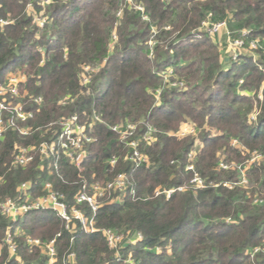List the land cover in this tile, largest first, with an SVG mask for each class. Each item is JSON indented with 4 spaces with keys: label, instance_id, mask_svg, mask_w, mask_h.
I'll return each instance as SVG.
<instances>
[{
    "label": "trees",
    "instance_id": "1",
    "mask_svg": "<svg viewBox=\"0 0 264 264\" xmlns=\"http://www.w3.org/2000/svg\"><path fill=\"white\" fill-rule=\"evenodd\" d=\"M39 16L43 26L34 22ZM207 19L225 21L232 39L246 30L245 46L258 39L257 58L239 54L225 61L226 44L197 33ZM263 49L264 0H0V82L19 70L26 76L20 90L42 98L24 104L32 111L24 123L30 133L9 129L0 138V201L16 197L27 181L31 197L45 195L50 182L70 207L83 181L127 177L123 193L100 197L97 232H85L76 220L66 228L49 209L28 211L15 223L0 212V246L7 233L16 245L14 255L0 248V264H47L45 253L25 237L54 240L53 264H263L264 253L253 259L245 254L264 240ZM82 65L99 67L87 87L79 84ZM78 93L73 102L58 103ZM71 114L86 126L92 122L82 170L61 153L45 158L39 151L55 137L59 119ZM126 122L136 124L129 139L153 128L154 142L139 143L148 166L124 158L130 148L110 127ZM183 122L196 126L202 142L196 171L217 185L191 187L185 165L193 137L169 135ZM18 147H33L26 165L14 163ZM254 151L262 158L246 170L248 185L224 186L237 180L238 171L221 169L219 162L238 165ZM157 188L174 191L166 197L156 195ZM118 195L120 201L109 202ZM76 206L91 215L86 203ZM106 229L142 238L124 240L116 257L101 232Z\"/></svg>",
    "mask_w": 264,
    "mask_h": 264
},
{
    "label": "built area",
    "instance_id": "2",
    "mask_svg": "<svg viewBox=\"0 0 264 264\" xmlns=\"http://www.w3.org/2000/svg\"><path fill=\"white\" fill-rule=\"evenodd\" d=\"M162 2H166L167 0H161ZM50 0H42L41 4L45 5L49 3ZM44 18H34V22H36L39 26H43ZM4 21H1V24H4ZM225 30L227 35H230V31L227 28V24L225 21L220 22H211L209 19L203 21L197 31L198 34L206 33V35L213 39L214 36L219 35V33ZM247 31L242 30L241 35L237 38L228 40V43L233 46L235 49L233 50L234 55L232 58H236L240 53H235L236 49L247 48L250 51L261 48L258 39L250 40L248 45L245 46L244 38L246 36ZM264 50V49H263ZM82 73L79 74V84L81 87H87L91 82V75L94 73L93 69L90 66L82 65L81 67ZM171 74V70H167V76ZM6 81L4 83L0 82V138L6 133L7 130H17L21 135H27L30 133L31 128L24 123L32 116V111L25 110L24 104L28 103H36L40 104L42 102L41 96H34L27 94V91L23 89L20 90L21 84L26 82V76L21 73L19 70L10 71L6 74ZM173 86H176L175 83H172ZM179 87H182L179 84ZM160 93L159 91H157ZM81 93V92H79ZM77 94L70 95L65 94L60 100L59 104L66 105L67 103H71L75 100ZM158 98V95H157ZM79 116L77 114H71L67 117L60 118L58 121V130L56 131L55 137L48 143H41L39 146L40 154L49 158V156L54 155L57 159L60 153L68 158L71 163H73L79 170H82V162L86 158V151L84 150V145L87 143L93 142V138L91 137L90 128L91 123H88V126L81 123L79 120ZM93 119L96 121H100V117L98 115H94ZM18 123H23L19 125ZM179 127V129L175 132H170V136L175 137H186L189 135H196L198 129L191 122H183ZM110 129L118 134L119 140L123 141L129 148L130 152L125 155V159L134 163L135 166H140L145 164L149 165L147 156L140 151L139 143L140 141L145 142L150 145L154 142L155 138L153 136V128L148 127L147 131L140 135L138 138L129 139V136H132L136 132V124L131 122L115 124L110 127ZM215 131H212V135H215ZM236 143L235 140L232 141V144ZM202 147L201 142H193L191 149L188 151L186 155V165L185 170L191 172L190 185L194 189H201L207 186H215L213 182H207L205 178L201 177L195 169V158L199 151V148ZM33 147H18L14 153V163L19 165H26L28 162L32 160ZM262 155L257 152H252L249 159L245 160L241 164H226L223 161L219 162V168L221 169H237L238 177L232 183L225 182L224 186L229 188L240 185L246 187L248 185V180L245 176L246 170L249 165L257 160H260ZM115 158L110 159V163H115ZM173 162V161H171ZM52 163L48 165L50 168ZM43 169V165L40 166ZM54 168H57V165L54 164ZM1 183V177H0ZM127 185V177L124 173L117 174L112 180L99 184L98 182H94L91 184H87L83 181L82 186L79 191L74 195V204L70 207L64 202V196L55 191L52 188L50 182H46L43 186V189L46 191L45 195L38 197H31L30 188L32 183L27 181L19 184L17 187V195L16 197H6L2 201H0V212L2 215L7 217L12 223H15L19 217L27 213L31 210H52L56 213V215L61 218L65 222L66 228H74L73 220H76L80 223L82 229L87 233L97 232L98 228L95 227L94 224V214L96 210L100 206L99 199L103 196H111L110 193L118 192L123 193ZM178 190H182L183 187L177 188ZM174 189H159L155 190V194H165L168 197ZM112 201H120V196L118 195L116 198H110L109 202ZM86 203L87 206L91 210V215L87 216L85 212L78 208L76 205H80ZM103 236L106 239V242L109 248L113 249L115 252V256L119 257L118 249L122 246V242L126 240V243L135 244L137 241L141 240L142 236L137 233L130 237H126L127 234L123 235L118 233L113 229L101 230ZM19 233V229H16L15 234ZM25 242L31 247L39 248L42 253L44 252L47 257V264H53L56 261V251L54 248V240H49L46 243H43L38 238L25 237ZM6 247L9 255H14L16 251V245L14 243L12 233H7L4 237L1 247ZM156 251L160 252L161 249L156 247ZM264 252V240L262 245L249 247L246 249L245 254L253 259L257 254ZM69 258L72 257L71 254L68 255ZM67 257V258H68ZM130 261V258L127 259Z\"/></svg>",
    "mask_w": 264,
    "mask_h": 264
},
{
    "label": "rangeland",
    "instance_id": "3",
    "mask_svg": "<svg viewBox=\"0 0 264 264\" xmlns=\"http://www.w3.org/2000/svg\"><path fill=\"white\" fill-rule=\"evenodd\" d=\"M41 2H42V0H41ZM38 18H43V17H41V16H39ZM230 39V35H227L226 34V32H225V30H222L220 33H219V35H216V36H214V38L213 39H211L214 43H217L219 46L220 45H225L226 44V47H225V49H224V51H223V58H224V60L226 59H228L229 57H232L233 55H234V53H233V50L235 49L233 46H231L229 43H228V40ZM240 53L241 55H244V54H246V55H252L253 57H255V58H257V53H255V52H253V51H250V50H248L247 48H243V49H236L235 50V53ZM255 53V54H254ZM225 60V61H226ZM92 69H93V71H94V73H96L97 71H98V69H99V67H95V66H90ZM171 70V69H170ZM82 73V71H80L79 72V74H81ZM93 73V74H94ZM79 95V93L77 94V96ZM60 100V99H59ZM119 124H121V123H119ZM193 124V123H192ZM181 127V126H180ZM213 131V130H212ZM211 131V132H212ZM192 137H193V142H195V141H199V142H201L200 141V138H199V135H198V132L196 133V135H192ZM179 138H182V137H179ZM202 143V142H201ZM201 148H199V150H200ZM199 152V151H198ZM262 243H263V241L260 243V244H258V245H255V246H259V245H262ZM255 246H253V247H255ZM264 253V252H263ZM264 264V263H263Z\"/></svg>",
    "mask_w": 264,
    "mask_h": 264
},
{
    "label": "water",
    "instance_id": "4",
    "mask_svg": "<svg viewBox=\"0 0 264 264\" xmlns=\"http://www.w3.org/2000/svg\"><path fill=\"white\" fill-rule=\"evenodd\" d=\"M226 60V59H225Z\"/></svg>",
    "mask_w": 264,
    "mask_h": 264
}]
</instances>
